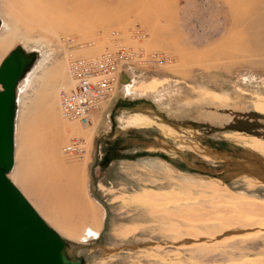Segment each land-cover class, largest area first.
Segmentation results:
<instances>
[{
	"label": "rangeland",
	"instance_id": "374dc122",
	"mask_svg": "<svg viewBox=\"0 0 264 264\" xmlns=\"http://www.w3.org/2000/svg\"><path fill=\"white\" fill-rule=\"evenodd\" d=\"M224 1L95 0L97 10L66 14L64 29L36 24L27 31L0 0V35L16 32L0 65L18 47L36 54L18 87L9 177L69 242V255L86 264H264V218L248 227L223 221L226 200L264 203L263 176L229 177L247 156L264 157V56L242 39L224 42L237 30ZM121 48L145 54L131 61L106 110L87 128L62 120L59 92L70 82V61ZM148 54L161 60L145 62ZM72 137L86 141L82 160L63 155ZM104 139L128 149L102 176L96 164ZM48 166L55 182L93 210L96 225L78 226L79 204L50 190ZM147 192L171 198L148 203ZM38 201L67 213L77 236L64 233Z\"/></svg>",
	"mask_w": 264,
	"mask_h": 264
},
{
	"label": "bare ground",
	"instance_id": "6f19581e",
	"mask_svg": "<svg viewBox=\"0 0 264 264\" xmlns=\"http://www.w3.org/2000/svg\"><path fill=\"white\" fill-rule=\"evenodd\" d=\"M3 1L7 4V15L9 17H13L14 23H22L27 31L33 29L36 24L44 26L47 25L52 29L54 28V30L57 29V27L60 30L64 29V26L67 21V19L65 18L66 14L74 16V11L79 12L90 6V8L97 10V7L99 6V2H95V0ZM224 3L231 12V25L237 29L234 33L231 32V29L228 35L224 38V42L229 39H233L234 43L238 44L241 43L239 42V39H242L244 42H246L247 45L253 48L251 54H253L254 56H264V0H225ZM240 15L241 17H239ZM87 17L89 18L90 15H84V18ZM53 21L56 23L52 25ZM69 28H71V30L73 29V27L71 26ZM15 34L16 32L9 36L0 35V59L6 52V50L10 47L15 37ZM232 34L234 35L230 36ZM235 36L238 38L235 39ZM55 72L54 75H57V73ZM53 139L54 140L51 143L49 142L50 150L56 149L58 145L59 137L56 138L55 136ZM253 157L255 158V160ZM253 157L247 156L246 163L242 164L239 171L232 170L229 174V177L235 179L239 178V176L244 177L248 175L252 177H264V167L259 164V162H257L259 160L264 162V157H259L257 155H254ZM254 170L260 172L261 174L256 172L253 173ZM52 172L54 173L53 167L48 166L43 169V176L46 179L49 178L53 180V182L51 183L50 190L53 191L54 188V190H56L59 194L63 195V201L66 204L74 202L79 204L80 210L78 212V218L75 220V222L79 224L78 226L82 228L88 225H90L91 227L92 224L93 226L96 225V217L93 210L86 204L84 206V204L82 203V199L77 195L76 191H71L72 189L69 185L63 184L60 181L55 182V180L51 177L53 174ZM168 198L170 199L171 197L167 194L147 192L144 196V201L148 203H159L166 201ZM38 204L43 209H45L50 218L62 229V231H64V233H66L70 237H74V235L77 236V234H74V230L73 232H71V227H74V220L72 221V219L67 213H63V215H61L57 212V210H49L42 202L38 201ZM226 204L227 206H229V208L227 207L228 211L227 213H225V216L223 218V221L226 225L248 227L253 224V221H255L254 217L260 219L264 218V203L235 198L232 200H226ZM91 228L85 229L87 235H92L90 231L94 232V230ZM94 235H96V232L94 233Z\"/></svg>",
	"mask_w": 264,
	"mask_h": 264
},
{
	"label": "water",
	"instance_id": "95a60500",
	"mask_svg": "<svg viewBox=\"0 0 264 264\" xmlns=\"http://www.w3.org/2000/svg\"><path fill=\"white\" fill-rule=\"evenodd\" d=\"M35 59L18 47L0 65V264H86L68 254L69 242L9 177L15 166L18 87Z\"/></svg>",
	"mask_w": 264,
	"mask_h": 264
},
{
	"label": "built area",
	"instance_id": "2783aa9c",
	"mask_svg": "<svg viewBox=\"0 0 264 264\" xmlns=\"http://www.w3.org/2000/svg\"><path fill=\"white\" fill-rule=\"evenodd\" d=\"M144 54L121 48L93 58L72 59L69 63L70 82L59 92L61 119L86 128L91 126L94 116L106 110L117 96L131 61H140ZM160 57L159 54H148L149 60L145 62H156L154 59ZM62 151L68 159L82 160L87 154L86 141L72 137Z\"/></svg>",
	"mask_w": 264,
	"mask_h": 264
},
{
	"label": "flooded vegetation",
	"instance_id": "af4514ba",
	"mask_svg": "<svg viewBox=\"0 0 264 264\" xmlns=\"http://www.w3.org/2000/svg\"><path fill=\"white\" fill-rule=\"evenodd\" d=\"M104 142V143H103ZM107 141L102 140L103 147L99 146L98 156L96 168L100 170L101 175L103 176L109 170V168L117 161V160H126L123 155V151H126L128 148H120L119 146H112L105 144ZM105 144V145H104ZM128 160H137V159H128Z\"/></svg>",
	"mask_w": 264,
	"mask_h": 264
}]
</instances>
